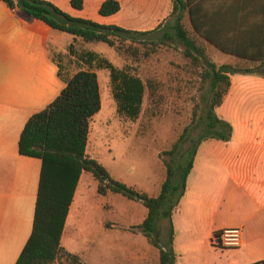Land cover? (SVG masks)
I'll return each mask as SVG.
<instances>
[{"label": "crops", "instance_id": "obj_1", "mask_svg": "<svg viewBox=\"0 0 264 264\" xmlns=\"http://www.w3.org/2000/svg\"><path fill=\"white\" fill-rule=\"evenodd\" d=\"M47 1L73 17L137 31H143L149 15L161 14L169 2L160 0L164 7L153 8L149 15L123 19L122 6L130 12L131 6L120 0L121 11L112 16L100 14L106 0H84L82 10L74 9L71 0ZM191 3L200 33L196 37L213 52L218 66L249 62L256 67L264 60V0ZM79 40L0 0V264H16L34 224L42 160L20 153L21 133L78 71L86 70L78 68L85 64L80 56L67 55V46ZM55 47L66 56L56 55ZM92 71L99 78V70ZM229 78L216 115L232 126V135L227 141L208 138L197 150L186 192L172 217L175 264H264V76L237 72ZM144 207L140 214L126 217L127 228L107 233L108 247L97 248L105 239L95 236L92 228H82L81 237L94 249L102 248L94 264H160L159 249L139 229H131L145 220ZM69 217L70 213L62 238L68 250ZM225 228L242 230L239 247L211 244L212 236Z\"/></svg>", "mask_w": 264, "mask_h": 264}, {"label": "trees", "instance_id": "obj_2", "mask_svg": "<svg viewBox=\"0 0 264 264\" xmlns=\"http://www.w3.org/2000/svg\"><path fill=\"white\" fill-rule=\"evenodd\" d=\"M2 1L13 9L20 8L46 22L54 30L71 34L86 43H105L122 50L129 42L127 50H131L135 48L133 45L142 42L151 43L155 47L166 40L178 41L186 47L187 57L200 61L201 49L185 24L188 16L194 36L200 34L192 15V0H173L170 16L174 21L170 30L162 35H157L161 25L149 31L103 25L73 17L47 0ZM71 5L74 9L82 10L84 0H71ZM120 11L119 0H106L100 8L102 16H112ZM143 37L147 39L143 41ZM134 51L138 52V49ZM70 53L80 56L90 67L97 64L100 68L109 70L118 114L131 120L140 116L146 92V84L142 78L125 68L118 69L96 52L78 54L73 44L70 46ZM244 64L246 67L239 68L232 65L217 66L208 62L209 68L204 76L211 78L213 102L207 116L205 133L180 154L178 161L166 163L167 178L160 194L155 197L115 179L101 162L87 154L91 121L102 109V96L98 74L92 70L78 71L54 102L28 120L21 133L20 153L41 159L42 168L33 230L16 264H57L61 259H66L69 264H88L62 244L70 209L84 172L92 173L98 181L97 191L100 195L105 196L110 192L120 194L147 208L148 214L138 228L150 244L159 249L160 264H175L172 217L186 192L187 179L197 150L208 138L227 141L232 135V126L219 119L214 110L221 105L230 86L229 74L243 72L264 76V60L256 67H250L249 62ZM179 146L177 144L167 154L172 155L175 150H179ZM163 219H167L170 225L169 240L165 244L162 243Z\"/></svg>", "mask_w": 264, "mask_h": 264}, {"label": "rangeland", "instance_id": "obj_3", "mask_svg": "<svg viewBox=\"0 0 264 264\" xmlns=\"http://www.w3.org/2000/svg\"><path fill=\"white\" fill-rule=\"evenodd\" d=\"M120 1L123 5L129 3L128 6H131V12L128 7L122 6L119 17L123 19H129L130 16L143 17L151 14L153 8L161 10L164 7L160 0H145L143 3L140 0ZM172 9L173 0H169L161 14L156 17L149 15L148 20L142 24L143 31L153 30L159 25L161 30L157 35L170 30L174 21L170 16ZM185 24L201 49L198 62L186 56V47L178 41L166 40L155 47L147 42L138 43L133 45L138 52L134 49L127 50L129 42L122 50L105 43H86L82 40L74 43L78 54L96 51L118 69H127L142 78L146 84L141 114L136 120H131L117 112L110 71L97 64L90 67L86 62L78 66L86 70H99L102 90V109L91 121L87 154L101 162L115 179L148 195L161 192L167 178L166 163L178 161L180 154L205 133L207 116L212 107L211 78L204 75L209 68L208 62L215 63V57L194 36L188 16ZM146 39L143 37V41ZM53 51L58 56H66L56 47ZM67 51V55H71L68 46ZM237 67L246 65L239 63ZM214 110L216 113V107ZM177 144L180 145L179 150H175L172 155L167 154ZM97 188L98 181L93 174L84 172L71 207L66 231L71 243L69 251L82 257L88 264H94L100 258L102 248L96 250L88 244L87 238L81 237L82 228L85 231L92 228L95 236L100 234L98 238L105 239L99 242V247L96 245L97 248L103 245L108 247L106 241L110 243L111 236L108 237L107 233L127 228L126 217L140 214L143 206L142 203L120 194L110 192L105 196L100 195ZM144 209L146 210L145 207ZM161 227L162 243L165 244L169 239L170 227L167 219L162 220ZM131 229L135 231L139 228L134 226ZM78 231L79 239L76 237ZM57 264L69 263L66 259H61Z\"/></svg>", "mask_w": 264, "mask_h": 264}, {"label": "built area", "instance_id": "obj_4", "mask_svg": "<svg viewBox=\"0 0 264 264\" xmlns=\"http://www.w3.org/2000/svg\"><path fill=\"white\" fill-rule=\"evenodd\" d=\"M211 244L217 248H235L242 244L240 228H225L216 232L211 238Z\"/></svg>", "mask_w": 264, "mask_h": 264}]
</instances>
